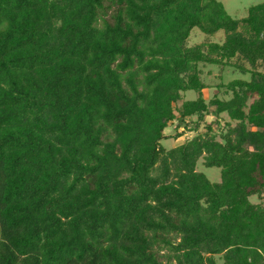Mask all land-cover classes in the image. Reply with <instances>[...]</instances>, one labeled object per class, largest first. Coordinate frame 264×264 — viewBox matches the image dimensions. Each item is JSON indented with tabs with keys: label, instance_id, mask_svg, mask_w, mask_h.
Returning <instances> with one entry per match:
<instances>
[{
	"label": "trees",
	"instance_id": "16d2710c",
	"mask_svg": "<svg viewBox=\"0 0 264 264\" xmlns=\"http://www.w3.org/2000/svg\"><path fill=\"white\" fill-rule=\"evenodd\" d=\"M263 200L264 1L0 0V264H264Z\"/></svg>",
	"mask_w": 264,
	"mask_h": 264
},
{
	"label": "rangeland",
	"instance_id": "374dc122",
	"mask_svg": "<svg viewBox=\"0 0 264 264\" xmlns=\"http://www.w3.org/2000/svg\"><path fill=\"white\" fill-rule=\"evenodd\" d=\"M221 3L223 10L225 13L233 18V19H240L246 16L247 10L255 6L264 0H217ZM224 37V32L222 30H219L213 34H204L200 32L197 28L191 29L188 39H187V46H193L195 44H202V43H221ZM201 69V80L207 85V88L205 91H202V95L207 101L210 99L214 94L221 99H227L228 95H223L221 93L222 90L217 89L215 85L222 83L225 84L231 80L234 79H242L247 80L248 75H242L236 70H232L230 68L225 67L223 70H220L216 66L213 65H206V66H200ZM185 99H195L196 94L193 92H187L184 95ZM211 118L207 116L205 118V123L211 121ZM224 122V120H220L219 125H221ZM172 126L167 127L164 129V134H172ZM215 130V127L213 128ZM199 133H202L204 131L203 125H200L197 130ZM192 132H185L182 138L178 139H164L160 141V144L164 148H170L175 145L180 144L182 141L189 139L192 137ZM195 170L199 173H202L205 178L210 183H218L220 181V168L216 167H205L202 164V158H199L196 161ZM248 200L251 203H258L260 202L259 199H257L254 195L250 196ZM264 205V200L262 201ZM216 264H221V261L217 258H215Z\"/></svg>",
	"mask_w": 264,
	"mask_h": 264
}]
</instances>
